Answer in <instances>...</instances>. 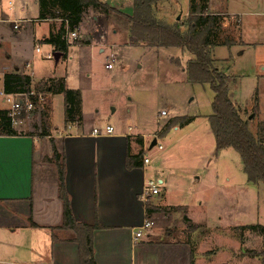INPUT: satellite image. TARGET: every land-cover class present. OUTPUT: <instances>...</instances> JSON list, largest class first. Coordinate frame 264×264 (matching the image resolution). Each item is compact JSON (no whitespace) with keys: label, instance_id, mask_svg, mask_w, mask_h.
Returning a JSON list of instances; mask_svg holds the SVG:
<instances>
[{"label":"rangeland","instance_id":"374dc122","mask_svg":"<svg viewBox=\"0 0 264 264\" xmlns=\"http://www.w3.org/2000/svg\"><path fill=\"white\" fill-rule=\"evenodd\" d=\"M7 1L3 0L4 9ZM14 1L19 17L37 20L36 7L31 0ZM177 2L172 10L159 8L155 15L169 24L184 23L189 17L186 3L185 0ZM228 7L238 13H250L254 9L256 19L264 26V1L235 3ZM122 11L130 13L131 9ZM103 21L108 23L109 33L117 30L121 37L113 51L105 49L102 54L94 48L90 56L88 48H79V54L75 55L72 52L76 48L69 46L66 56L62 55L54 63L53 49L41 42L50 28L46 21L28 23L27 33L19 34V40L9 31L0 43V70L9 66L8 55L18 57L21 71L28 63L24 74L30 76L32 82L40 78L41 83L47 82L53 88L49 94L51 109L41 111L38 116L30 115V122L37 125L39 117L41 130L55 133L57 127L61 131L65 118L60 110L62 101L58 89L64 76L68 86L81 89L87 114L95 97L105 96L101 106L108 118L99 120L95 127L102 128L109 123L125 134H135L136 138L138 134L144 135L138 139L143 141V153L150 160L146 180L165 179L159 185L160 196L153 200L159 204L162 196L165 207L151 204L154 210L152 239L165 237L170 241L189 242L198 264H264L261 255L264 235L245 228L264 226V184L246 182L236 151L214 148L207 120L211 115L212 92L207 84L187 80L183 71L192 55L176 48L127 45L124 41L127 32L105 15H102ZM21 26L24 29L25 26ZM221 27L222 32L213 35L211 41L234 40L236 28H226L223 23ZM256 41L259 43L251 48L239 42L230 48L218 45L211 57L214 68L235 79V84L229 88L232 102L247 120L248 130L260 137L264 133V41ZM45 54L51 57L44 58ZM110 54L115 59L108 62L112 65L108 71L104 64ZM38 84L33 88L34 93L44 91L43 84ZM1 104L7 106L0 96ZM162 111L166 113L164 117L159 115ZM252 112L256 113L253 119ZM185 117L188 118L186 123L171 127L165 135L161 133L169 120ZM154 139L161 150L154 145L150 148ZM179 206L185 208L180 210ZM183 217L196 228L190 229Z\"/></svg>","mask_w":264,"mask_h":264},{"label":"crops","instance_id":"0c3cea01","mask_svg":"<svg viewBox=\"0 0 264 264\" xmlns=\"http://www.w3.org/2000/svg\"><path fill=\"white\" fill-rule=\"evenodd\" d=\"M12 1L15 6L13 10L7 11L6 7L3 8L5 22L0 23V43L5 40L9 31L14 33L12 37L15 40H19V34L27 33L28 23L48 22L50 28L44 37L58 29L60 25L58 20H36L23 23L25 30L20 25L18 31H13L11 23H7V20L35 19L19 17L16 13L17 4ZM31 1L36 7V0ZM99 1L126 15L130 16L132 13L122 10H130L133 0ZM199 1L185 0V11L188 15L190 4L196 8L202 4ZM263 1L202 0L206 14L222 17L226 28H236L234 30L236 37L233 40L235 46L239 42L249 48L259 43L256 40L264 41V26L256 19L257 11L252 9L250 13L232 12L228 10V6ZM177 3V0H154V12L158 14L159 8L172 10ZM23 8L22 6L19 10L22 11ZM82 13L81 22L76 29L78 40L73 45L76 50L72 54L78 55L79 48H88L90 56L94 48H98L100 54L104 53L105 49L113 51L115 45L120 42L121 36L118 31L113 30L109 33L108 23L102 22L103 14L92 8H85ZM124 39L127 45H134L130 42L128 33ZM111 57L112 54L105 59L104 67L108 71L110 69L106 68V64L110 62ZM6 58L9 66L1 67L0 72L25 75L24 72L29 68L28 63L21 71L18 57L12 58L8 55ZM114 59L113 57L112 60ZM39 79L36 78V84L38 82L42 84ZM32 81L30 77L33 90L36 84H32L35 83ZM63 83L66 89L76 90L68 86L66 76L63 77ZM77 91L81 100V120L73 123L64 122L61 129L62 132L65 130L63 133L55 127V133L45 130L47 136H41L42 123L39 117L37 118L39 124L34 125L30 122L32 118L29 119V115L21 125L13 127L15 136H0V264H79L78 246L72 240L74 233L61 228L63 205L57 165L50 160L52 148L59 156L58 165L64 173V193L74 222L87 225L98 222L100 226L92 233V257L95 264H198L195 255L191 263L189 242L170 241L165 237L162 240L152 239L151 229L137 240L134 238L137 227L145 220L152 222V214L146 216L145 202L165 207L163 199L161 200L162 196L158 199L159 204L153 203L154 198L160 194L147 200L143 196L148 165L132 167L128 163L127 166V155L134 157L141 151L143 153L144 144L138 138H143L144 135L138 134L136 138L135 134L134 136L125 134L122 129L109 123L104 127L111 126L113 135L99 138L90 135L92 129L98 128L95 124L99 120L108 118L101 106L105 96L95 97L96 101L87 114L81 89ZM2 92L3 85L0 79V96ZM49 94L48 91L35 93L32 117L35 114L38 116L41 111L51 109L52 101L49 100ZM61 101L60 110L64 115L62 95ZM8 109V105H0V110L8 113ZM164 180L158 178L157 182L162 184ZM165 236L167 237V233Z\"/></svg>","mask_w":264,"mask_h":264},{"label":"trees","instance_id":"16d2710c","mask_svg":"<svg viewBox=\"0 0 264 264\" xmlns=\"http://www.w3.org/2000/svg\"><path fill=\"white\" fill-rule=\"evenodd\" d=\"M200 1L202 4L196 8L190 4L189 17L184 23L173 22L169 24L156 17L153 8L154 0H133L130 16L110 8L99 0H36L37 21H60L58 29L51 31L41 42L50 45L54 52L61 53L63 56H66L68 51V46L63 39L65 27L69 32H75L81 22L83 10L88 7L113 20L121 30L128 33L130 42L134 45L142 44L146 47L164 49L176 48L182 53L191 54L192 59L186 61L183 71L187 80L201 85L207 84L212 92L211 115L207 120L214 138V148L216 151L225 148L236 151L243 166L246 182L264 184V133L257 137L248 130L247 120L239 113L230 96L229 88L230 85L235 84V79L214 68L211 57V52L215 47L223 45L230 48L235 45L234 41L232 39L219 40L218 42L211 41L213 35L222 32L223 19L218 15L206 14L204 2ZM183 26L184 28H182ZM42 84L41 88L44 91L51 92L53 90L47 82ZM2 85L6 94L28 93L31 90L30 77L23 74H6ZM41 88L39 87V89ZM58 92L62 95L64 101L65 122L80 121L81 100L79 91L66 89L64 83L60 82ZM255 107H257V104ZM7 114L6 111L0 110V136L12 137L16 135V132L11 126ZM255 115L256 113H253L251 119ZM187 119L185 117L169 120L161 133L165 135L171 127L183 125ZM40 135L47 136L46 131L42 129ZM142 156V151L134 157L127 155V166L128 163L132 167L141 166ZM50 160L56 163L58 171L60 196L63 205V225L61 228L64 230L69 229L74 233L72 240L78 246L79 264H95L92 257V233L100 226L98 222L93 225L74 222L64 193V173L58 165L59 156L54 148H52ZM145 203L146 216H150L154 210L150 203ZM178 209L183 210L184 208L179 206ZM183 220L190 229L196 228L184 217ZM245 228L264 235V226H246ZM190 254L192 263L194 256L192 250H190ZM261 255L264 259V250Z\"/></svg>","mask_w":264,"mask_h":264},{"label":"built area","instance_id":"2783aa9c","mask_svg":"<svg viewBox=\"0 0 264 264\" xmlns=\"http://www.w3.org/2000/svg\"><path fill=\"white\" fill-rule=\"evenodd\" d=\"M6 10L11 11L14 9V2L12 0H8L6 3ZM3 15H5L4 9H3V0H0V23L5 22L3 19ZM36 20H26V21H20V20H7V23H11V29L13 31H18L21 24L26 22H35ZM66 26V22H65ZM65 34L63 36V39L65 41V44L69 46L75 45V42L78 40V36L76 31L75 32H69L67 30V27H65ZM37 49V52H39V49ZM51 55L47 54L45 55V58H50ZM113 57L110 58V62L112 63ZM107 69H111L112 65L106 64ZM6 73L0 72V79L3 82V79L5 77ZM2 98L4 99V102L7 103L9 106L8 109V118L11 121V126H19L22 124L23 121H25L29 115H31L35 108V93L33 90L28 91V93H11L6 94L4 91L1 93ZM160 116L164 117L166 113L164 111L160 112ZM113 128L111 126H105L103 129L101 128H94L91 130L90 135L94 137H103V136H110L113 135ZM156 146L157 150H161L162 147L158 145L157 143L154 144ZM150 160L146 155L142 156V165L147 166L149 165ZM160 183L153 181V180H146L144 182L143 187V196L145 200L148 198H152L153 196H156L160 193L159 188ZM153 226V223L151 221L145 220V222L140 226L137 227L135 230L134 238L137 240L138 238L143 236L142 231H148ZM145 234V233H144Z\"/></svg>","mask_w":264,"mask_h":264},{"label":"water","instance_id":"95a60500","mask_svg":"<svg viewBox=\"0 0 264 264\" xmlns=\"http://www.w3.org/2000/svg\"><path fill=\"white\" fill-rule=\"evenodd\" d=\"M62 54L61 53H57V52H54L52 54V58H53V61L54 63H57L58 60L61 58ZM156 143L155 139L151 142V145H150V148Z\"/></svg>","mask_w":264,"mask_h":264}]
</instances>
